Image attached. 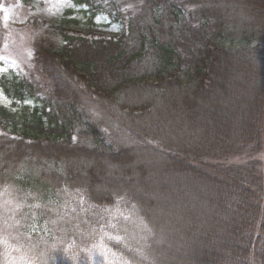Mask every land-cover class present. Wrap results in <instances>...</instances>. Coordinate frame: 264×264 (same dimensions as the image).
<instances>
[{
    "label": "trees",
    "instance_id": "1",
    "mask_svg": "<svg viewBox=\"0 0 264 264\" xmlns=\"http://www.w3.org/2000/svg\"><path fill=\"white\" fill-rule=\"evenodd\" d=\"M72 1L122 28L62 19L32 71L0 73V264H174L169 227L186 264H264V0ZM136 158L172 203L200 191L195 216L169 226Z\"/></svg>",
    "mask_w": 264,
    "mask_h": 264
},
{
    "label": "rangeland",
    "instance_id": "2",
    "mask_svg": "<svg viewBox=\"0 0 264 264\" xmlns=\"http://www.w3.org/2000/svg\"><path fill=\"white\" fill-rule=\"evenodd\" d=\"M85 9L86 6L75 5L72 0H31L28 4L17 2V0H2V4H0V19L3 22L4 28L0 45V73L32 71L33 64L31 57L33 42L37 39H43L58 43L59 41L56 36L44 34L43 27L50 24H58L62 19L68 20L71 28L81 31L107 35H116L120 32L122 28L120 21L113 20L107 12L99 11L93 16H90L89 12ZM33 19H36V25L31 23ZM0 104H10V100L1 92ZM123 168L127 171V175L135 182L141 181L145 186L146 189H144L143 195L149 198L150 202H153V207L161 216L167 217L164 219L169 222H167L169 226L178 223L175 219L178 206L183 207L184 205L186 215L191 214L195 216L196 208L191 207V204L192 202H198V199H195L193 196L194 193L198 194L200 191L191 192L189 190V193H187V190L183 189L182 197L185 196L183 198L179 194L176 197L174 196L175 199H181L172 203L168 200L169 196L167 194L169 192L162 191L161 187L158 186L160 185L158 181L169 183L172 179L170 176L160 174V177L157 178V175L152 172L151 166H144L143 161L137 158L125 164L123 163ZM140 172H142V175L139 174ZM199 199H201L199 204L201 203V209L204 212H208L209 209H215L211 197L203 195ZM212 213L211 215L215 221L220 222L221 216H219L217 211L215 210ZM221 223L223 222L221 221ZM218 231V228L211 229L209 233L216 234ZM168 232L169 235L171 233L170 238L173 244V247L167 249V252H170L168 259L174 264H186L182 258L179 260L177 257L182 252L181 249L183 250L184 248L186 250L182 244L181 236L175 228L169 227ZM24 259V252L14 246L7 256V264L16 263Z\"/></svg>",
    "mask_w": 264,
    "mask_h": 264
}]
</instances>
